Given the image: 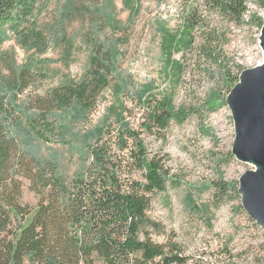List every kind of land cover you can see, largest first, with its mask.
<instances>
[{
    "label": "trees",
    "instance_id": "trees-1",
    "mask_svg": "<svg viewBox=\"0 0 264 264\" xmlns=\"http://www.w3.org/2000/svg\"><path fill=\"white\" fill-rule=\"evenodd\" d=\"M45 1L0 0V43L12 34L22 47L46 52L49 38L38 19ZM142 1L125 0L132 5L126 23L114 0L67 4L65 16L80 20L91 46L79 79L40 92L45 76L31 63L20 66L9 52L0 56V264H200L176 241L159 243L145 232L156 224L148 214L154 195L171 176L166 157L150 151L145 136L164 138L187 109L124 67ZM248 1L176 0V27L158 25L166 65L173 52L203 38L201 53L232 76L229 63L214 57L213 23L243 22ZM178 62L173 73L184 67ZM107 90L114 100L94 121ZM61 148L81 161L70 175ZM26 182L35 205L23 201Z\"/></svg>",
    "mask_w": 264,
    "mask_h": 264
},
{
    "label": "rangeland",
    "instance_id": "rangeland-1",
    "mask_svg": "<svg viewBox=\"0 0 264 264\" xmlns=\"http://www.w3.org/2000/svg\"><path fill=\"white\" fill-rule=\"evenodd\" d=\"M70 1L46 0L38 12L39 23L49 38L46 52L22 47L12 34L0 43V56L9 52L18 65L29 62L45 76L40 92L79 79L89 59L91 46L85 26L78 18L67 19L64 13ZM124 2L114 0L113 7L126 23L132 16V5ZM177 8L176 0L161 6L154 0L142 1L140 14L135 17L133 53L124 63L138 83L153 81L155 93L171 92L175 107L187 109L183 117L170 121L164 138L145 136L149 150L164 155L171 169L167 188L154 195L148 211L156 224L146 227L145 232L159 243L176 241L200 264H264V228L245 208L243 199L247 197L240 185L242 174L257 166L239 160L233 152L236 126L229 103L242 72L263 61L264 0H249L241 23L222 17L213 23L218 29L211 41L212 50L222 64L231 66L232 76L228 77L201 53L203 38L173 52L171 65H166L169 61L161 51L158 25L164 22L166 28H175ZM179 60L184 67L181 73H173L172 64ZM113 100L111 91H105L94 121ZM141 115V111L137 113L138 118ZM61 150L70 175L81 161L67 148ZM23 201L31 205L37 202L28 182Z\"/></svg>",
    "mask_w": 264,
    "mask_h": 264
},
{
    "label": "water",
    "instance_id": "water-1",
    "mask_svg": "<svg viewBox=\"0 0 264 264\" xmlns=\"http://www.w3.org/2000/svg\"><path fill=\"white\" fill-rule=\"evenodd\" d=\"M261 45L264 51V27ZM229 103L236 126L233 152L239 160L257 165L241 176V189L247 197L243 203L264 228V57L261 64L242 72Z\"/></svg>",
    "mask_w": 264,
    "mask_h": 264
},
{
    "label": "bare ground",
    "instance_id": "bare-ground-1",
    "mask_svg": "<svg viewBox=\"0 0 264 264\" xmlns=\"http://www.w3.org/2000/svg\"><path fill=\"white\" fill-rule=\"evenodd\" d=\"M262 62V61H261ZM261 62L259 63V64H261ZM254 164V163H253ZM255 166H257L256 164H254ZM244 195H245V197H246V194H245V192H244Z\"/></svg>",
    "mask_w": 264,
    "mask_h": 264
}]
</instances>
